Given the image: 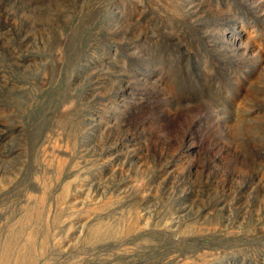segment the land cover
Segmentation results:
<instances>
[{
	"label": "rangeland",
	"instance_id": "374dc122",
	"mask_svg": "<svg viewBox=\"0 0 264 264\" xmlns=\"http://www.w3.org/2000/svg\"><path fill=\"white\" fill-rule=\"evenodd\" d=\"M0 264H264V0H0Z\"/></svg>",
	"mask_w": 264,
	"mask_h": 264
}]
</instances>
